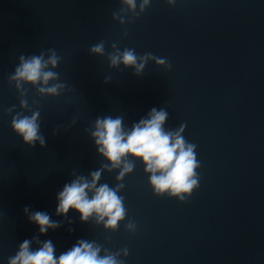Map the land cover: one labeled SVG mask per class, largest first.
Listing matches in <instances>:
<instances>
[{"label":"water","instance_id":"obj_1","mask_svg":"<svg viewBox=\"0 0 264 264\" xmlns=\"http://www.w3.org/2000/svg\"><path fill=\"white\" fill-rule=\"evenodd\" d=\"M120 7V0H0V264L34 236L51 239L57 256L83 238L113 252L127 248L125 264H264V0H152L124 25L112 16ZM101 40L106 54H90ZM113 42L167 58L171 70L154 61L141 75L110 68ZM49 48L72 91L39 97L30 88L46 147L29 148L10 127L15 113L6 110L21 109L8 77L21 55ZM153 107L169 113L167 129L186 125L184 137L197 145L201 180L189 201L154 196L137 161L120 193L135 233L127 220L113 233L71 210L57 216V194L72 173L88 176L106 163L87 131L97 117L122 116L131 127ZM117 174L105 171L100 182L114 187ZM25 206L61 227L40 235Z\"/></svg>","mask_w":264,"mask_h":264},{"label":"clouds","instance_id":"obj_2","mask_svg":"<svg viewBox=\"0 0 264 264\" xmlns=\"http://www.w3.org/2000/svg\"><path fill=\"white\" fill-rule=\"evenodd\" d=\"M152 0H120L121 7L113 12L114 20L121 25L134 23L151 5ZM177 0H166L174 6ZM127 36V30L124 31ZM112 51L107 53L110 68H131L135 75H141L149 61H154L158 67L171 70V63L167 58L155 56L151 52L137 54L135 49L124 48L122 51L113 42ZM90 54L104 56L106 54L105 41L93 45ZM61 57L55 48L41 51L38 55L19 57V63L14 73L9 75L8 83L15 87L19 96V107L6 110L12 115L10 127L21 138L24 145L35 148L46 147V138L41 132L39 109L33 110L28 103L30 88L36 90L39 97H56L63 95L65 90L72 91L66 82L60 81L55 69ZM105 78V83L110 81ZM169 113L164 107H156L135 122L126 127L122 116L111 115L97 117L90 131L97 153L103 158L100 167L91 171L88 176L72 175L75 177L66 183L57 194V216L68 217L71 211L78 213L82 223L94 222L102 225L108 232H116L124 223L125 230L135 233L137 222L128 217V208L121 191L125 188V177L133 173L136 162L144 166L148 176L147 183L157 198L167 197L186 203L199 189L201 176L199 169L201 161L197 157V145L189 142L183 135L184 124L177 129L165 127ZM76 120L72 121L74 125ZM57 130L53 131V135ZM107 171H117L115 186L101 183L102 174ZM30 223L37 225L39 234L44 235L50 229L61 227V221H55L45 211H30L29 206L23 209ZM72 223L71 220L68 221ZM73 229H69L72 231ZM35 243L36 248L32 245ZM128 249L110 251L96 240L78 239L70 248L56 255V247L51 239L41 241L39 236L24 239L18 246L14 256L8 258L7 264H125L121 257L128 256Z\"/></svg>","mask_w":264,"mask_h":264}]
</instances>
